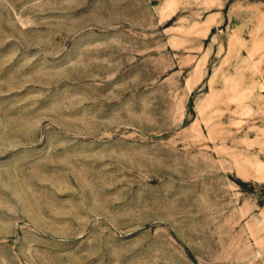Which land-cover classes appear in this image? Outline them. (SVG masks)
<instances>
[{
    "label": "rangeland",
    "instance_id": "1",
    "mask_svg": "<svg viewBox=\"0 0 264 264\" xmlns=\"http://www.w3.org/2000/svg\"><path fill=\"white\" fill-rule=\"evenodd\" d=\"M0 264H264V0H0Z\"/></svg>",
    "mask_w": 264,
    "mask_h": 264
}]
</instances>
